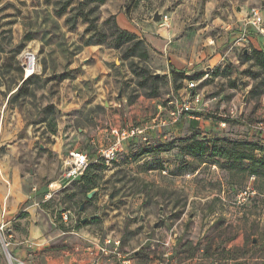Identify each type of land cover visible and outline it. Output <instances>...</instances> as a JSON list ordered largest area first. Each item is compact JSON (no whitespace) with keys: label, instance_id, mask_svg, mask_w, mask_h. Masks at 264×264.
<instances>
[{"label":"rangeland","instance_id":"1","mask_svg":"<svg viewBox=\"0 0 264 264\" xmlns=\"http://www.w3.org/2000/svg\"><path fill=\"white\" fill-rule=\"evenodd\" d=\"M232 1L0 0V202L10 188L9 198L34 187L42 195L61 175L67 154L54 177L38 171L40 164L55 160L51 148L60 141L58 133L66 136L72 126L101 129L117 118L122 127L144 123V112H151V119L158 111L155 104L181 93L183 78L173 73L167 51L150 49L136 33L144 41L146 60L129 55L125 44L116 45L115 24L123 29L118 19L123 16L132 28L155 33L167 44L185 40L191 51L179 70L190 67L196 78L209 72L198 84L202 120L218 125L225 119L229 131L213 132L210 139L201 127L139 138L109 164L94 162L87 173L89 186L78 179L43 204L64 233L95 243L108 239L111 250L119 241V255L106 256L108 264H264V152L253 149V161L219 156L221 148L229 147L225 140L256 142L246 128L264 120V66L252 57L255 47L236 39L222 42L209 26L210 17L228 13L222 7L230 5L229 13H235ZM250 2L243 16L247 28L253 27L251 10L261 13V1ZM156 11L158 21L153 20ZM81 12L95 20L97 30L86 31ZM210 46L229 54L202 69L214 55L206 54ZM26 72L33 75L23 83ZM155 73L159 76L152 80ZM78 99L85 104L83 115ZM84 99L98 103L86 107ZM129 116L130 122L123 120ZM88 189L96 190L89 199ZM61 208L69 211L65 223ZM94 214L97 220L90 217Z\"/></svg>","mask_w":264,"mask_h":264},{"label":"crops","instance_id":"2","mask_svg":"<svg viewBox=\"0 0 264 264\" xmlns=\"http://www.w3.org/2000/svg\"><path fill=\"white\" fill-rule=\"evenodd\" d=\"M260 1L261 14L264 25V0ZM250 3V0H233L232 6L236 8L235 13H229L230 5H228L227 7L224 6L221 8V10L224 11V9L226 8L228 13L225 14L221 12L220 15L210 17L208 21L209 26L216 28V35H222V42H229L236 39L237 44L240 43L243 45L244 43H241L242 41L237 42V39L241 38L243 42L245 41V43L247 44L251 43L253 47H255V49H264V38L262 36H259L255 32L253 27L247 28V26H245V23L247 24V22L244 20L243 16L249 10ZM118 19L120 21V24L123 26V29L132 33H136L140 37H144L147 43L150 44V49H155L159 52L167 51L171 59L170 63H172V68L175 71L183 72L186 76L189 77L192 76V70H190V67H188L186 70L185 68H183V70H179V66L184 65L186 62L185 54L191 51V48H188L186 46L185 40H179L167 44L166 40H163L162 38L156 36L155 33L149 32L148 30L144 29L137 30L136 28H132L131 23L127 18L121 16L120 18L118 17ZM230 27H232V29H236V31L231 32V30H229ZM205 51L207 52L206 54H210L212 52L214 53L212 57H210L201 65V67H203V65L205 64L204 68L202 69L206 70L207 68L210 69L208 63L214 64L220 62L221 59L223 60L222 54H229L228 49L218 51L216 47L211 48V46ZM203 57H205V54H203ZM229 63H233V60H229ZM167 72L169 73V68ZM188 80L189 79L183 80L184 85ZM180 91L181 93L183 92L182 90ZM83 101H85V99ZM86 101V107H95L98 103L96 99ZM81 103L82 99H78L75 104L78 107H82L80 115H83L86 108L85 104ZM158 105V103L155 104L156 107ZM146 113L147 112H144V115L148 117L147 119H149V115L151 112H148L147 114ZM133 114L131 117H133ZM203 116L204 115L198 117H187L184 118V121H180L174 125L157 126L156 128L147 131V138L152 134L162 133L164 131H170V133L173 134H176L179 131L185 133L188 131L186 130V128L197 129L201 127L204 129V131H206L203 135L209 139L211 137L213 138V132L217 135L219 133L221 135H224L222 134L224 131H229V129L220 126L218 123V125H216L212 119L208 118L209 120H202ZM92 117L93 116L91 115L90 118ZM131 117L129 116L128 118H124L123 120L126 121L128 119V121L130 122ZM129 122L127 124H129ZM112 127H122L119 124L118 118L113 121V125L110 122L101 129L97 128L93 130L92 128H89L87 126H77L76 128L72 126L68 128L66 136L63 131L58 133L56 135V138H58L60 141L55 143V145H53V147L51 148L55 153V160H50L48 162L46 161L47 163L44 166L40 164L39 166L42 169L40 168L38 169V171H40V173H43L44 177H54L60 168V161L62 160L64 155L68 154V152L72 150H81L89 155V157L92 159V162H96L99 149L106 148L110 144L111 136L109 135V130ZM246 129L250 137L254 136L256 138V142H258L260 145H264V135H260L255 132L253 126L251 125H248ZM218 131L220 132L218 133ZM227 134L228 133H226L225 135ZM138 140L139 137H136L133 140L124 142L117 156L122 151H124L126 145L129 142H136ZM246 142L254 141L249 138ZM53 180L54 181L50 182L60 181L61 178L59 176L58 178ZM7 183L10 185L8 180ZM48 184L45 186L42 195L37 194V192H35L36 188L34 187L31 191H28L26 193L18 192L16 195L10 196L9 198V194L11 192L10 188L9 191H7L8 195L6 196L7 193L4 195L5 201H3V203L2 201L0 202V223H6V230L10 235L11 240L9 250L12 255L15 258L27 261V264L111 263L109 258L100 254L101 247H108V243H106L108 239L97 243L93 242L90 239L82 238L79 240L74 236V234L64 233L56 226L55 221L52 219L46 205L43 204L45 202L43 196L48 189ZM59 192H57L52 199L58 196ZM6 263L7 261L5 259V256H2L0 253V264Z\"/></svg>","mask_w":264,"mask_h":264},{"label":"built area","instance_id":"3","mask_svg":"<svg viewBox=\"0 0 264 264\" xmlns=\"http://www.w3.org/2000/svg\"><path fill=\"white\" fill-rule=\"evenodd\" d=\"M250 23L255 30L264 38L263 18L258 9L253 8L250 13ZM245 43L243 40L237 39V42ZM240 44V43H239ZM30 75V74H29ZM209 76V72L205 71L199 79H189L182 87V93L168 97L165 104L157 106L158 111L154 117L147 119L144 123L137 125H127L123 127H112L109 130L111 141L108 147L100 148L97 159H102L106 164H109L116 159L118 152L122 148L124 142L141 138L146 140L147 131L163 125H174L186 117H196L194 112H200L204 107L203 97L198 90V84ZM235 113L231 110V115ZM225 121H220V126H225ZM253 129L260 135H264V120H259L253 123ZM92 159L89 155L81 150L69 151L63 160V169L60 175L61 180L50 182L48 189L44 193L45 201L51 200L57 192L69 186L74 181L78 180L88 168ZM60 218L64 223L69 219V211L60 209ZM110 240L106 241L109 243ZM119 241H115V247L111 250L108 247H101L100 254L109 256L111 254L119 255L117 245ZM11 244L10 235L6 230V223H0V253L4 250L5 259L8 264H27L23 259L15 258L9 250ZM167 244V243H165ZM167 254H165L166 256ZM129 260H124L123 263H128Z\"/></svg>","mask_w":264,"mask_h":264},{"label":"trees","instance_id":"4","mask_svg":"<svg viewBox=\"0 0 264 264\" xmlns=\"http://www.w3.org/2000/svg\"><path fill=\"white\" fill-rule=\"evenodd\" d=\"M92 1H97L98 3H103L105 0H92ZM68 4V1H65V3L63 4L62 10H60L59 12L62 13L63 10L65 9L66 5ZM82 13V17H84V20L88 22V25L86 27V31H89L91 28L95 30H97V24L95 23V20H90L87 16V14ZM116 34L114 36V40L117 46H122V45H126L125 49L128 51L129 55H133L138 57L141 60H146L148 58V52L146 50V48H144L143 44L144 41L141 38H137V36L135 34H133L132 32H129L125 29H120L116 26ZM114 30V31H115ZM114 31H112V34L114 33ZM246 58H248V54L244 55ZM252 57L255 59L256 63H258L261 66H264V49H253L252 50ZM173 73H175V70H173ZM181 77L184 79H199L196 77H189L186 76L183 72H180ZM33 74L29 75L24 81L26 82L27 80H29ZM158 76L155 77L154 75L152 76V80H157ZM181 87V86H180ZM195 116H201L204 115L203 112H194ZM222 121V120H220ZM219 121V122H220ZM223 121H225V119H223ZM226 122V121H225ZM52 133L55 132V130L53 129L51 131ZM227 145H229V147H223L219 150V156L220 157H224V158H233V160H237L239 162H241L244 159H248V160H254V157L251 153V151L253 149L255 150H259L264 152V145L263 144H259L258 142H238L237 140L235 141H224ZM248 150V151H247ZM96 162H101L104 163V161L102 159H97ZM94 162H91L88 166V168L86 169V171L83 173V175L79 178L81 179V186H89V184L92 182V178H88L87 177V173L91 167V165ZM241 170L246 171L247 168L244 167H240ZM250 173L254 174L255 170L254 168H251L249 170ZM88 191H90V189L87 190L86 194L88 193ZM82 204V203H81ZM92 220H97V216L92 217Z\"/></svg>","mask_w":264,"mask_h":264},{"label":"water","instance_id":"5","mask_svg":"<svg viewBox=\"0 0 264 264\" xmlns=\"http://www.w3.org/2000/svg\"><path fill=\"white\" fill-rule=\"evenodd\" d=\"M160 17H161V14H160L158 11H156V12L154 13V15H153V20H154V21H158V20L160 19ZM245 52H246V51H245ZM154 76L157 77V76H159V74H158V73H155ZM118 96H120V93H119ZM95 191H96L95 189L89 191V192L86 194V198L89 199V198L95 193ZM84 205H85V202H83V203L80 205L79 209L82 210L83 207H84ZM93 216H95V215H91L90 217H93ZM87 219H88V217L83 218V219L81 220V223H84Z\"/></svg>","mask_w":264,"mask_h":264},{"label":"bare ground","instance_id":"6","mask_svg":"<svg viewBox=\"0 0 264 264\" xmlns=\"http://www.w3.org/2000/svg\"><path fill=\"white\" fill-rule=\"evenodd\" d=\"M33 61H34V57H33V55L32 54H29L28 55V67H30V68H32V67H34V63H33ZM29 74H27V72H26V76H28Z\"/></svg>","mask_w":264,"mask_h":264}]
</instances>
